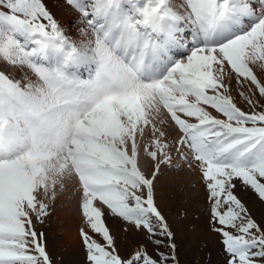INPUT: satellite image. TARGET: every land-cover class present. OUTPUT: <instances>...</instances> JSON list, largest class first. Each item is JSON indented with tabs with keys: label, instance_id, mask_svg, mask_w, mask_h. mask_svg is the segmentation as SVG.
<instances>
[{
	"label": "snow or ice",
	"instance_id": "1",
	"mask_svg": "<svg viewBox=\"0 0 264 264\" xmlns=\"http://www.w3.org/2000/svg\"><path fill=\"white\" fill-rule=\"evenodd\" d=\"M65 2L83 39L45 0H0V264H55L37 225L69 181L87 264H177L171 243L121 255L106 220L171 241L155 180L173 152L199 171L225 264H264L236 194L264 202V0Z\"/></svg>",
	"mask_w": 264,
	"mask_h": 264
},
{
	"label": "rangeland",
	"instance_id": "2",
	"mask_svg": "<svg viewBox=\"0 0 264 264\" xmlns=\"http://www.w3.org/2000/svg\"><path fill=\"white\" fill-rule=\"evenodd\" d=\"M45 3L62 26L71 28L69 34L74 39H83L78 32L82 27L78 23L79 14L67 5L65 0H45ZM2 67L4 64L0 62V68ZM15 74L17 78L23 75L19 70H15ZM230 88L232 95L239 100V86L234 79L230 82ZM261 103L264 104V100ZM240 106L246 108L243 102ZM172 157L171 164L161 165L155 180V201L169 230L173 233L171 241L167 236L157 235L153 239L162 242L158 247L147 238L143 229L136 230L118 217H106L116 247L121 255H126L143 244L146 245L148 252L155 256L157 251L171 254L173 252L169 247L171 243L175 245L177 264H225L226 255L221 236L212 229L209 202L199 171L190 169L175 152ZM142 165L146 171H151L150 162L142 160ZM69 182V188L66 186L64 192L68 197L64 193L59 195L50 206V214L43 224L37 225V228L45 234L47 250L55 264H87L86 251L79 235V228L82 225L78 208L79 193L75 184ZM236 194L249 208L253 218L264 224V202L259 200L252 190L242 189L239 182ZM71 201L74 203L69 206ZM66 207L67 210L64 209ZM66 218L72 223L70 227ZM71 229L76 232V239H66L70 238L66 233Z\"/></svg>",
	"mask_w": 264,
	"mask_h": 264
},
{
	"label": "bare ground",
	"instance_id": "3",
	"mask_svg": "<svg viewBox=\"0 0 264 264\" xmlns=\"http://www.w3.org/2000/svg\"><path fill=\"white\" fill-rule=\"evenodd\" d=\"M231 86H232V85H231ZM233 89H234V86H233ZM172 155H173V153H172ZM142 166H143V165H142ZM169 169H170V168H169ZM182 169H183V168H182ZM182 169H181V170H182ZM179 171H180V169H179ZM184 171H185V170H183V172H184ZM179 173H180V172H179ZM184 173H185V172H184ZM184 173H183V174H184ZM188 173H189V172H188ZM181 174H182V172H181ZM194 174H195V173H194ZM163 175H164V174H163ZM177 176H179V175H177ZM188 178H189V177H188ZM179 179H180V178H179ZM69 183H70V182H69ZM68 185H69V184H67V186H68ZM71 185H72V184H71ZM70 187H71V186H70ZM68 188H69V186H68ZM64 194H65V193H64ZM65 195H66V194H65ZM66 196H67V195H66ZM63 197H64V196H63ZM67 197H68V196H67ZM76 197H77V196H76ZM63 199H64V198H63ZM62 202H63V201H62ZM73 203H74V202L71 201L70 204H68V205H69V206H70V205L72 206ZM64 209L67 210L68 207H66V208H64ZM66 219H67V224L70 223V224L68 225V227H70V225H72V223L69 221L68 218H66ZM66 219H65V220H66ZM66 234H67L68 236H70V238H69V237H66V239H71V240H72L73 238L76 239V232L74 231V229L69 230L68 233H66Z\"/></svg>",
	"mask_w": 264,
	"mask_h": 264
}]
</instances>
